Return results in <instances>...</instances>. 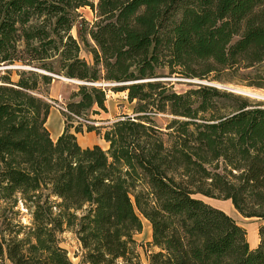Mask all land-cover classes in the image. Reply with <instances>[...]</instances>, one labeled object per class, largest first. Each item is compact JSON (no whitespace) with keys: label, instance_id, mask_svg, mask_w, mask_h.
<instances>
[{"label":"trees","instance_id":"trees-1","mask_svg":"<svg viewBox=\"0 0 264 264\" xmlns=\"http://www.w3.org/2000/svg\"><path fill=\"white\" fill-rule=\"evenodd\" d=\"M86 6L90 63L71 34ZM263 60L264 0H0V64L19 66L0 69V261L73 264L60 246L69 230L81 264H264V106L222 112L215 87L177 92L161 79ZM54 74L83 82L56 140L45 125ZM107 90L126 91L133 114L76 118L106 112ZM83 129L107 148L82 147ZM198 194L260 218L258 244ZM19 201L29 224L5 213Z\"/></svg>","mask_w":264,"mask_h":264},{"label":"rangeland","instance_id":"rangeland-1","mask_svg":"<svg viewBox=\"0 0 264 264\" xmlns=\"http://www.w3.org/2000/svg\"><path fill=\"white\" fill-rule=\"evenodd\" d=\"M95 3L97 0H93ZM94 20V11L89 7H81L76 11V18L74 25L71 29V34L79 41L81 50L80 56L87 62H91V54L88 52V47L84 45L78 36V30L81 27L82 22L92 23ZM87 25V24H86ZM88 26V25H87ZM89 44H92L89 37H87ZM241 62L237 65L236 69L214 71L206 78H181L176 76H163L161 79L167 80L172 85V89L177 92H183L187 89L196 87L199 85H206L215 87L220 97L217 100V105L222 107V112L226 109L231 111L233 107L237 106L241 102H248L252 106H264V60L260 63H253L252 65ZM53 82L47 88V94L45 99L51 105V107L58 108L62 113L60 107L65 106V103L69 100H75L76 97L72 98L71 93L76 91L77 88L75 83L78 81H72L69 78L58 75ZM107 84V83H102ZM107 106L106 112H99L96 114L88 113L85 118H90L91 124L106 126L112 122L115 117L123 115H132V109L134 102H129L126 99V91H112L107 90L106 101ZM63 116V114H62ZM64 117V116H63ZM84 122V120H82ZM162 119L160 120V122ZM64 117V124L69 123ZM164 122V121H163ZM74 124H77L73 120ZM90 136V133L83 129L82 132L76 133L77 141L81 146L92 144L96 141L102 148H107V143L103 138L96 132ZM206 200L207 203L213 204L216 207L224 211L228 216L233 218L238 224L245 228L247 233V239L250 243H254L257 239L259 240L258 228L262 223V220L258 217L252 216L247 217L240 214L232 205L229 199L222 197H210L198 194ZM13 210H18V214H13V211L9 208L6 209L5 213L7 216L12 217L14 222L19 221L22 224H29L31 216L25 209L22 203L19 201L17 206ZM143 229L137 234L136 238L138 241L146 242L151 240V227L147 220L143 219ZM1 226L0 225V229ZM60 246L67 250V254L73 264L80 263V246L72 231H65L60 235ZM10 264L9 261H0V264ZM146 264V262H145Z\"/></svg>","mask_w":264,"mask_h":264},{"label":"crops","instance_id":"crops-1","mask_svg":"<svg viewBox=\"0 0 264 264\" xmlns=\"http://www.w3.org/2000/svg\"><path fill=\"white\" fill-rule=\"evenodd\" d=\"M107 107V106H106ZM117 117H115L114 119H116ZM112 119V121L114 120ZM45 125L49 131L50 137L52 140H56L57 137L62 133L63 129H64V117L62 116V113L60 112V110L58 108H54V107H50L49 110V114L47 116ZM95 131H89L88 134L90 133L91 135H94ZM93 144H98L96 141H94L92 144L89 145H84L82 147H87V146H92ZM99 145V144H98ZM206 201V200H205ZM213 205V204H211ZM215 206V205H213ZM216 207V206H215ZM218 208V207H217ZM220 209V208H219ZM139 235V234H138ZM137 236V235H136ZM135 236V237H136ZM137 239V238H136ZM258 239L252 244L249 242L250 247H255L258 244Z\"/></svg>","mask_w":264,"mask_h":264},{"label":"water","instance_id":"water-1","mask_svg":"<svg viewBox=\"0 0 264 264\" xmlns=\"http://www.w3.org/2000/svg\"><path fill=\"white\" fill-rule=\"evenodd\" d=\"M4 68H19V66H17V65H4V64H0V69H4ZM55 78H58L59 76L58 75H53ZM72 81H74L73 79H71ZM77 83H83V82H77ZM104 85H106V86H109V85H113V84H104Z\"/></svg>","mask_w":264,"mask_h":264},{"label":"built area","instance_id":"built-area-1","mask_svg":"<svg viewBox=\"0 0 264 264\" xmlns=\"http://www.w3.org/2000/svg\"><path fill=\"white\" fill-rule=\"evenodd\" d=\"M60 109H61L62 111H66V108H65V106H62V107H60ZM76 118L82 121V119H81V118H79V117H76ZM84 122L91 123L90 121H86V120H84Z\"/></svg>","mask_w":264,"mask_h":264}]
</instances>
